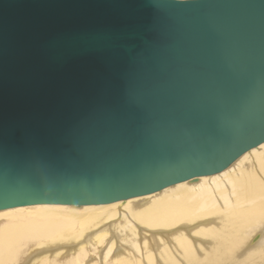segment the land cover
<instances>
[{
	"label": "water",
	"instance_id": "95a60500",
	"mask_svg": "<svg viewBox=\"0 0 264 264\" xmlns=\"http://www.w3.org/2000/svg\"><path fill=\"white\" fill-rule=\"evenodd\" d=\"M264 142V0H0V210L218 174Z\"/></svg>",
	"mask_w": 264,
	"mask_h": 264
},
{
	"label": "bare ground",
	"instance_id": "6f19581e",
	"mask_svg": "<svg viewBox=\"0 0 264 264\" xmlns=\"http://www.w3.org/2000/svg\"><path fill=\"white\" fill-rule=\"evenodd\" d=\"M0 264H264V142L123 202L0 210Z\"/></svg>",
	"mask_w": 264,
	"mask_h": 264
}]
</instances>
